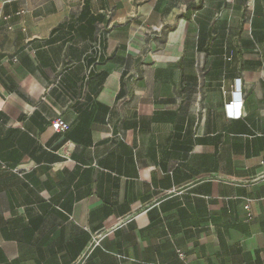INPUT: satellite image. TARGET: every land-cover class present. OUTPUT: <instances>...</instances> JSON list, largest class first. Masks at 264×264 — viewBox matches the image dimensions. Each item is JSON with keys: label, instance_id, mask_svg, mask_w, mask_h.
<instances>
[{"label": "crops", "instance_id": "1", "mask_svg": "<svg viewBox=\"0 0 264 264\" xmlns=\"http://www.w3.org/2000/svg\"><path fill=\"white\" fill-rule=\"evenodd\" d=\"M79 262L264 264V0L0 1V264Z\"/></svg>", "mask_w": 264, "mask_h": 264}, {"label": "built area", "instance_id": "2", "mask_svg": "<svg viewBox=\"0 0 264 264\" xmlns=\"http://www.w3.org/2000/svg\"><path fill=\"white\" fill-rule=\"evenodd\" d=\"M239 95H235L234 96V100H232L231 102H229L227 105H226V108L228 110V114L230 116V118H234V119H237V118H240L242 116V110H241V101L239 99ZM230 110H232V112L230 113ZM50 126L51 128L53 129L54 132H58V131H64L67 129V124L61 120V119H55V120H52L50 122ZM4 167V166H2ZM244 209L249 212V206L248 204H246L244 206ZM77 264H80L77 263Z\"/></svg>", "mask_w": 264, "mask_h": 264}, {"label": "rangeland", "instance_id": "3", "mask_svg": "<svg viewBox=\"0 0 264 264\" xmlns=\"http://www.w3.org/2000/svg\"><path fill=\"white\" fill-rule=\"evenodd\" d=\"M1 1V0H0Z\"/></svg>", "mask_w": 264, "mask_h": 264}]
</instances>
